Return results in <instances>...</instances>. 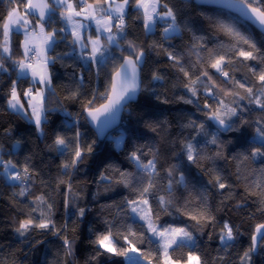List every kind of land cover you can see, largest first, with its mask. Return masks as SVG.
Masks as SVG:
<instances>
[{
  "label": "trees",
  "instance_id": "trees-1",
  "mask_svg": "<svg viewBox=\"0 0 264 264\" xmlns=\"http://www.w3.org/2000/svg\"><path fill=\"white\" fill-rule=\"evenodd\" d=\"M75 3V0H72ZM93 3L94 0H87ZM161 3H168L177 13V20L180 23L181 31L170 35V39H162V25L155 26L153 32L146 33L142 20L137 19L139 15L134 8H130L126 18V36L120 39V46L109 48L106 53V63L99 66L90 63L87 58H81L77 45L72 44L71 33L66 31L65 22L60 19V9L50 0V4L56 9V13L51 17L50 26L52 28H63L65 31L59 32L56 43L48 56L56 58L55 63H50L48 71L51 74L52 82L63 80L68 97H60L56 91L44 89L47 96L46 107L50 109L46 113L48 120L44 127V136H39L35 125L23 115L16 113L7 107L8 92L12 81H18V91L27 90L33 86L28 77L18 76L17 65L14 61L23 60L25 36L23 29L14 31L11 35V55L4 53L0 49V63L4 64L7 71L0 69V145L5 153L12 152V159L23 162L26 156H31L32 163L39 172L40 178L45 181V185L37 182L31 187V195L20 197L14 195L19 192V187H14L15 182L9 183L0 173V264H63L65 254L62 248V239L52 235L51 232H43L40 229H33L25 237L19 236L15 232L18 222L25 217L32 205L35 196L43 192L50 203L54 204L52 220L57 226L67 223V234L74 239V256L71 264H124L123 256L104 254L95 260H90L95 255L94 245L91 243L98 232L105 230V220L115 224L113 231L127 234L128 227L137 233L136 237H130L133 246L148 255L155 264H163L164 259L161 254V247L158 241L150 236L145 224L131 218L129 215L130 206L123 201L125 198L135 199L136 193L123 185L113 183L110 191H105L108 181H100L99 174L107 165H115L121 170L136 172L135 165L127 159L128 153L139 145L156 144L160 149V163L157 165L160 170L159 186L154 193L149 195V206L153 209V219L157 208L160 209V219L157 221L161 225H171L172 227L186 228L192 234L193 244H184L183 248L176 246L169 252L173 258L184 257L188 252H193L207 260L209 264L213 260L221 264L218 257H223V264H240V256L248 249L255 226L264 223V214L257 211V196H248L246 187H251L253 181H260L261 176L258 170L264 166V160L257 159L255 162H246L240 167L241 179H237V162L231 157L237 152L248 147L254 134L252 124L260 115L261 110L255 105H251V111L242 115L249 121L238 132H219L213 127L205 115L207 110H198L196 104H185L179 100L180 96L190 97L184 84L189 83L178 67H172V62L164 55L163 49L157 48L148 51L141 71V91L136 103L129 104L121 118L120 126L110 133L103 141H98L94 132L89 128L84 120V112L79 116V126L83 133L82 139L88 143L96 141L94 150L86 156L84 163L80 164L76 170H71L69 176L61 173L62 163L70 158V153L61 155L55 151H49L48 146L52 144L54 133H67L73 126V117L66 113H73L80 107V96L91 98L96 95L95 107L105 103L101 94L111 78L115 69L122 63V55L127 56L126 48L128 41H133L137 45L145 48L153 42L163 43L165 48L182 55L181 63L194 78L204 71H208L212 76V82L207 77L201 76V83L196 85L198 89V104L203 109L205 101L215 106L216 100L205 92V87L215 84L213 92L217 99H224L225 103L233 100L232 92L239 91L245 95L243 89L235 86V80H241L250 85H258L259 82L249 71V65L257 68H264V63L258 61H244L238 57L233 46L247 49L246 45L237 44V41L220 30V23L234 26L243 34L250 36L259 48L264 50V35L255 28L221 9L206 8L197 6L194 0H161ZM19 5L21 13L23 5L16 0V3H9V0H0V17H6L7 12ZM163 11V9H161ZM3 20L0 19V25ZM93 35V31L91 32ZM202 37L196 48H193V36ZM94 36V35H93ZM2 44V37H0ZM90 51V48L87 50ZM211 51H218L227 56L233 57L230 66L225 67L233 80L226 81L220 73L211 68L208 64V56ZM199 56V59H198ZM154 72H158L164 77L162 81L152 80ZM81 78H83L81 82ZM37 87L44 86L37 85ZM78 91L80 96L72 99V93ZM160 99H157V97ZM23 100L24 98L21 97ZM194 101L196 98H193ZM167 101L166 103L163 101ZM246 104L247 101H241ZM27 109V104H25ZM30 116V113H28ZM188 118L195 119L198 123L203 122L205 130L209 136L196 135L190 128H183L182 125ZM234 120L237 118H233ZM167 120L168 131L162 138L161 135L151 132L146 126L147 121ZM239 126V125H234ZM211 134H217L220 141L224 143L223 159L215 161V168L226 178V182L233 185L231 191L235 197L225 200L221 195V190L209 185V176L205 175L204 169L212 166L209 161H201L203 167H197L184 161L181 169L185 172L187 188L183 185H174L172 199L174 204L167 208L165 212L163 206L158 205L157 197L165 195L164 188L167 186L166 173L164 171L170 163H177L178 159L173 157V153H179V140L183 138L196 137L195 143L204 146ZM123 136L120 147H116V139ZM20 144L17 146L16 141ZM172 141H176L172 143ZM147 150V149H145ZM216 150L215 145H207L205 151L212 153ZM9 157L6 155L5 159ZM150 158V157H148ZM250 169H257L253 175ZM111 174V173H106ZM247 176V183L243 177ZM60 179L65 181L59 183ZM136 181H139L138 175ZM176 179H179L177 175ZM70 182L72 192L67 193V183ZM255 190V189H253ZM227 193L229 190H222ZM72 193L75 196H72ZM198 193L207 195V204L217 221L230 220L231 223L239 227L240 235L233 246L227 251H223V245L218 240L219 225L215 229L204 227L203 221L197 224L195 220L189 218L187 212L195 214V209L199 201L196 199ZM72 200L70 207L66 210L64 206L65 195ZM186 200L189 202L185 207ZM223 201V205L222 202ZM243 206L239 209L235 207L237 203ZM84 207L87 209L83 218H78L77 209ZM179 209V210H177ZM39 216V213H33ZM143 233L142 240L140 234ZM209 236L212 238L209 239ZM42 241V243H38ZM119 247L128 249L129 244L124 239L117 237ZM102 251V250H101ZM135 254L144 259L139 252L129 251L128 255ZM251 264H264V248H258L252 253Z\"/></svg>",
  "mask_w": 264,
  "mask_h": 264
},
{
  "label": "snow or ice",
  "instance_id": "snow-or-ice-1",
  "mask_svg": "<svg viewBox=\"0 0 264 264\" xmlns=\"http://www.w3.org/2000/svg\"><path fill=\"white\" fill-rule=\"evenodd\" d=\"M9 3H16V0H9ZM23 5V12L21 13L19 5L11 8L7 12L6 17H0L3 20L0 25V37H2V44L0 49L4 53L11 55V35L14 31L23 29L25 36L24 41V57L20 61H14L19 69L18 76L26 75L31 72L33 86L27 90L18 91V81H12L8 92L7 107L16 113H23L30 122L35 125V129L39 136H44V127L48 120L47 112L50 111L46 107L47 96L44 89L51 90L52 78L48 71L50 63H55L56 58L49 57V50L53 49L59 32L65 29L52 28L51 31H46L50 26L52 14L55 12L49 0H19ZM52 3L60 9V19L66 24L71 25L72 44L78 45L81 49V58L99 66L101 63H106V53L109 51L111 45L120 46V39L126 36L125 29L127 27L126 18L130 8H134L139 14L137 19L142 20L145 32L151 31L158 24L162 25V39H170L172 33H179L181 31L180 23L177 20V13L173 7L168 3H161V0H94L93 3H88L87 0H52ZM229 6L238 8L249 19H253L264 30V0H234V3ZM163 9V11L161 10ZM80 18V19H76ZM90 23H85V22ZM91 23L95 24V37L93 38L90 32ZM220 30L224 31L226 35L234 38L237 44L247 46V49L233 46L238 57L243 58L244 61H258L264 63V50L259 48L256 42L250 37L234 26L220 23ZM202 37L193 36V48L199 45ZM90 48V51H87ZM163 49L164 55L172 62V67H178L179 71L183 73L184 77L188 78L189 83L184 84L190 97L180 96L179 100L185 104H196L198 110H207L205 115L209 120L215 121L217 124V133L219 132H238L242 127L249 124V121L242 115L245 112L251 111L250 106L255 105L261 110V115L252 122L254 126V134L248 147L240 152H237L231 157L236 161L237 179H241L240 167L246 162H255L257 159L264 160V68L257 70V68L249 65V71L258 80V85H250L241 80H235V86L238 89H243L245 95H241L239 91L228 90L233 94V100L230 103H225L224 99H217L216 93L213 92L215 84L210 87H205V92L216 100L215 106L205 101L203 109H200L198 100L197 84L201 83V76L207 77L209 82H212V76L208 71H204L194 78L190 72L181 63L182 55L165 48L163 43L153 42L147 48L137 45L133 41H128L126 48L122 49L128 52L127 56L122 55V63L115 69L111 75L104 93L101 94L105 103L95 107L96 95L94 94L83 105L82 111L86 112L85 119L89 123H94L98 131L102 132V125H106L110 120L114 119L116 114L126 106V101L132 99L136 92L140 89L142 64L145 62L148 51L152 49ZM101 58H104L103 60ZM199 59V56H198ZM233 57L222 54L218 51H211L208 56V64L211 68L220 73L226 81L233 80L234 77L225 71L226 66H230L233 62ZM0 69L7 71L3 63H0ZM164 77L158 72H154L152 80L162 81ZM83 78H81L82 82ZM37 85H43L41 89ZM80 96L78 91L72 93V99H77ZM21 97L24 99L22 100ZM193 98H196L194 101ZM157 99H160L158 96ZM241 101H247L242 104ZM163 102H167L166 100ZM27 104V109L25 108ZM28 109L31 110L30 116ZM72 116V113H66ZM103 117V121L101 120ZM237 119H233V118ZM167 120H152L147 121L145 126L153 133L161 135L166 134L168 128ZM239 125V126H234ZM183 128H190L196 132V135L209 136L205 130L203 122H197L195 119L188 118L187 122L182 125ZM71 135L60 132L54 133L52 144L48 146L49 151H55L64 155L70 153V158L66 159L61 165V173L63 176H69L71 170H76L78 166L84 163L86 156L91 154L96 143L93 140L88 143L82 139L83 133L80 130L79 121L77 120L71 128L68 129ZM196 137L181 138L179 140L180 151L173 153V157L178 159L177 163L168 164L164 169L167 178V186L164 188L165 195H159L158 205L163 206L166 212L167 208L174 204L172 197L173 186L183 185L187 188L185 172L181 169V164L184 161L203 167L201 161H209L212 166L204 169L205 175L210 178L207 183L218 190H221V195L225 200H230L235 197V193L231 191L233 185L226 182V178L215 168V161L223 159L224 143L219 140L217 134H211L210 139L206 140L202 147L195 143ZM176 141H172L175 143ZM20 141H16L18 146ZM215 145L216 150L212 153L205 151L207 145ZM147 149V150H145ZM8 159H5V156ZM12 152L5 153L3 146L0 145V173L6 180L14 181V187H19V192L14 195L25 197L31 195V187L37 182L45 185V181L40 178L39 172L32 163L31 156H26L23 162L12 159ZM150 157V158H148ZM127 159L130 160L136 168V172H128L121 170L115 165H107L99 174L100 181H108L109 185L105 191L111 190L113 183L123 185L136 193L135 199L125 198L123 201L127 203L133 213H136L139 218L147 224V230L154 236L160 238V247L163 250L164 261L163 264H209L207 260H203L200 255L193 252H188L186 259L184 257L173 258L169 249L176 246L177 249L183 248V241L192 240V234L183 227H172L171 225H161L157 221L160 219V209L157 208L155 212V219H153V209L149 206L148 196L154 193V190L159 186L160 170L157 165L160 163V149L156 144L139 145L133 148L128 153ZM250 172L255 175L257 169H250ZM261 176L260 181H253L251 187H246L245 192L248 196H257V211L264 214V166L259 170ZM111 173V174H106ZM140 176L139 181L136 177ZM177 175L179 179H176ZM243 180L247 183L248 177L244 176ZM59 183L64 184L65 181L60 179ZM228 189L227 193L222 190ZM255 189V190H253ZM72 192L71 183H67V193ZM74 197L75 194L72 193ZM196 199L199 201L195 214L187 212L189 218L195 220L197 224L203 221L204 227L215 229L219 225L218 240L223 245V251L231 248L237 237L241 234L239 227L230 220L217 221L212 214L211 209L207 204V195L205 193H198ZM72 203L68 195H65L64 206L67 210ZM189 202L186 200L185 207ZM223 205V201L221 202ZM29 211L25 217L18 222V227L15 232L25 237L33 229H40L43 232H51L52 235L58 236L62 239V248L65 254L63 264H71V258L74 256V239L67 234L68 225L57 226L52 220L54 204L49 202L47 196L42 192L41 195L35 196ZM243 205L237 203L235 207L241 208ZM179 210V209H177ZM87 209L80 207L77 209L78 218L85 216ZM39 213V216L32 215ZM105 230L98 232L95 239L91 241L94 245L95 255L90 260H95L104 254H111L116 256H124L129 260V264H138L134 257H129L128 252H139L140 255L148 260V264H152L150 257L139 249L133 246V241L130 237H136L137 233L133 232L131 227H128L127 234H122L118 231H113L114 223L105 220ZM120 237L128 242L129 247L125 249L119 247L117 237ZM143 233L140 234L141 242ZM212 237L209 236V239ZM250 245L240 256V264H251L252 253L256 252L258 248H264V223H259L255 226L250 235ZM38 243H42L39 241ZM102 250V251H101ZM217 260L223 264V257H218ZM88 264V262H86ZM211 264H217L213 260Z\"/></svg>",
  "mask_w": 264,
  "mask_h": 264
},
{
  "label": "water",
  "instance_id": "water-1",
  "mask_svg": "<svg viewBox=\"0 0 264 264\" xmlns=\"http://www.w3.org/2000/svg\"><path fill=\"white\" fill-rule=\"evenodd\" d=\"M50 3V0H49ZM194 3L198 6H203V7H210V8H215V9H221L226 11L227 13H231L235 17L239 18L240 20L242 19L244 22L249 24L251 27L255 28L260 34L264 35V30L261 29L258 23H256L253 19H249L248 16L244 15L238 8L234 6H229L230 4L234 3V0H194ZM54 8V7H53ZM55 9V8H54ZM56 13L55 12L52 14V16ZM141 78V76H140ZM141 88L136 92V94L132 97V99L126 101V106L121 109L115 116L114 119L110 120L106 125H102L103 131L100 132L97 129V126L94 123H89L86 119L85 116L87 115L86 112H84V120L86 121L87 125L89 128L92 130V132L95 133L97 140L98 141H103L104 139L107 138V136L112 133L114 130H116L122 120V116L129 104L136 103L138 100V95L140 94ZM99 107V106H98ZM103 117H101V120L103 121ZM210 123L213 125V127L217 128V124L213 120H209ZM225 133V132H222Z\"/></svg>",
  "mask_w": 264,
  "mask_h": 264
},
{
  "label": "rangeland",
  "instance_id": "rangeland-1",
  "mask_svg": "<svg viewBox=\"0 0 264 264\" xmlns=\"http://www.w3.org/2000/svg\"><path fill=\"white\" fill-rule=\"evenodd\" d=\"M76 19H80V18H76ZM85 23H90V22H85ZM65 26H66V31L68 32V33H71V25H68V24H65ZM94 27V28H93ZM95 24L94 23H91V25H90V32H92L93 30H95ZM154 29H155V27L151 30V31H149L148 33H150V32H153L154 31ZM93 38L95 37V31H94V33H93ZM72 36V35H71ZM113 46H116V45H111L110 46V48H112ZM77 47H78V50H79V52H81V49H80V47L77 45ZM117 47V46H116ZM102 60L104 59V58H101ZM17 71L19 72V69L17 68ZM29 75L31 76V72L29 71L26 75H22V76H20V77H29ZM88 99H90L89 97H87V96H85V95H83L79 100H81V102H80V107H79V109L72 115V117H73V120L74 121H79V116L83 113V111H82V108H83V105L87 102V100ZM123 140V136H118L117 137V139H116V144H115V146L118 148V147H120L121 145H122V141ZM7 182H9V183H12V182H14V181H10V180H7ZM129 215L131 216V218H133V219H135V220H137V221H139V222H141L142 224L144 223L145 224V226L147 227V224L145 223V221H143V220H141L140 218H139V216L136 214V213H133L132 212V210H131V208H130V211H129ZM175 227H177V226H175ZM149 234H150V236L153 238V240L155 239L156 241H158V243H159V247H160V238L158 237V236H154L151 232H149ZM183 244H189V245H192L193 244V238H192V240H187V241H183ZM175 247V245H173V247L172 248H174ZM172 248H170L169 249V251L172 249ZM161 254H162V258L164 259V257H163V250H162V248H161Z\"/></svg>",
  "mask_w": 264,
  "mask_h": 264
},
{
  "label": "crops",
  "instance_id": "crops-1",
  "mask_svg": "<svg viewBox=\"0 0 264 264\" xmlns=\"http://www.w3.org/2000/svg\"><path fill=\"white\" fill-rule=\"evenodd\" d=\"M52 1V0H51ZM55 5V4H54ZM94 28V27H93ZM94 32V30H93ZM174 34H177V33H172V34H169V35H174ZM30 79V81H32V76L29 75L28 77ZM43 86V85H42ZM52 88L54 91H56V93L62 98V97H68V92L65 88V82L63 80H59V81H56V82H52ZM81 98V96H80ZM76 111H74L72 113V115L75 113ZM28 113L31 114V110L28 109Z\"/></svg>",
  "mask_w": 264,
  "mask_h": 264
},
{
  "label": "built area",
  "instance_id": "built-area-1",
  "mask_svg": "<svg viewBox=\"0 0 264 264\" xmlns=\"http://www.w3.org/2000/svg\"><path fill=\"white\" fill-rule=\"evenodd\" d=\"M25 59V58H24ZM41 88V87H40ZM42 89V88H41ZM102 100H103V98H102ZM104 101V100H103ZM73 122H76V121H74L73 120ZM129 257H134V258H136L137 259V261H138V264H148V260H146V259H142L141 257H139V256H137V255H135V254H130V255H128ZM123 261H124V264H129V260L126 258V257H124L123 256ZM152 264H154L153 262H152ZM156 264V263H155Z\"/></svg>",
  "mask_w": 264,
  "mask_h": 264
}]
</instances>
